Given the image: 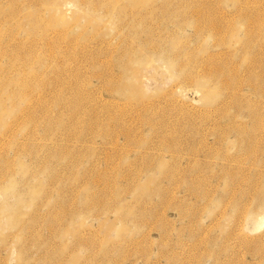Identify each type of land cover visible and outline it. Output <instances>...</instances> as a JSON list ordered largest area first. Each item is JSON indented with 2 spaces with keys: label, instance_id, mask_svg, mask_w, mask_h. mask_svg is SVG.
Listing matches in <instances>:
<instances>
[{
  "label": "rangeland",
  "instance_id": "1",
  "mask_svg": "<svg viewBox=\"0 0 264 264\" xmlns=\"http://www.w3.org/2000/svg\"><path fill=\"white\" fill-rule=\"evenodd\" d=\"M0 264H264V0H0Z\"/></svg>",
  "mask_w": 264,
  "mask_h": 264
}]
</instances>
